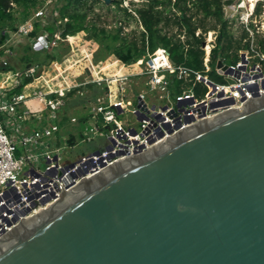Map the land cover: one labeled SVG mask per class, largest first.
Wrapping results in <instances>:
<instances>
[{"label":"water","instance_id":"obj_1","mask_svg":"<svg viewBox=\"0 0 264 264\" xmlns=\"http://www.w3.org/2000/svg\"><path fill=\"white\" fill-rule=\"evenodd\" d=\"M0 264H264V94L64 193Z\"/></svg>","mask_w":264,"mask_h":264},{"label":"built area","instance_id":"obj_2","mask_svg":"<svg viewBox=\"0 0 264 264\" xmlns=\"http://www.w3.org/2000/svg\"><path fill=\"white\" fill-rule=\"evenodd\" d=\"M253 12L254 9L240 16L241 23L250 33V46L240 50L236 62L222 60L230 71L219 73L215 64L214 70L221 81L209 74L216 31L208 32L205 46H202L205 51L203 71L177 65L169 51L159 47L134 63L143 66L139 73L105 79L110 87L113 82L125 84L132 75L142 76L149 90L162 94L165 101L150 102L139 94L136 98L138 105L129 110L132 101L120 96L113 98L110 91L106 97H98L87 113L89 119L83 122L79 138L92 148L73 159L64 158L59 143L62 141L63 147L76 145H69L68 139L58 134L60 111L69 87L53 90L36 87L25 94L12 92L9 86H0V239L44 212L64 193L71 192L83 181L98 176L115 163L145 154L168 138L225 110L241 109L248 96H262L264 52L255 44V33L259 31L248 27L253 22ZM33 30L34 24L27 21L15 34L29 36ZM199 33L197 31L196 35ZM2 63L8 64L5 60ZM34 74L35 67L25 72L26 76ZM173 75L183 81L179 93L171 90ZM101 81L95 79L93 82L101 85ZM197 82L204 87L200 92L195 89ZM29 98L40 101L43 108L36 111L21 108ZM126 112H131L135 118L131 124H124L118 118ZM1 116H4V122ZM45 116L48 123L43 124ZM30 121H36L34 127L27 126ZM9 128L11 134H8ZM98 138L100 143L95 142ZM17 143L23 149L18 157L15 156ZM41 162H45L44 167H40Z\"/></svg>","mask_w":264,"mask_h":264},{"label":"trees","instance_id":"obj_3","mask_svg":"<svg viewBox=\"0 0 264 264\" xmlns=\"http://www.w3.org/2000/svg\"><path fill=\"white\" fill-rule=\"evenodd\" d=\"M230 2L231 0H143L140 3L133 2L132 6H124V0H111L110 5L114 6L115 15H119L118 21L122 26L108 29L99 26L91 17V14L95 13V5H104L102 0H56L60 6L55 5L53 8L48 16L50 24L45 30L54 37L59 34L61 38L83 31L89 39L101 46L104 53L102 58L113 55L124 64L136 63L157 48L163 47L169 51L171 59L177 65L195 71L204 70L205 51L202 45L206 34L209 31H217L216 44L210 54L212 70L209 74L213 79L221 81V77L214 70L216 62L219 59L225 63L236 62L240 50L248 48L251 41L250 33L243 24L239 35L233 31L231 19L225 16L224 10L225 5ZM37 3L38 0H0V23L12 17L14 5L23 7L26 19ZM263 8L264 0H258L252 18L259 16ZM133 21L141 29L124 32L123 26L129 27ZM257 26L259 25H254L253 22L248 25L254 31ZM197 31H200L199 35H196ZM35 35V31L30 33V36ZM7 39L8 34H2L0 44ZM255 44L264 52V36L260 33H255ZM31 81V76L25 77L15 91L20 92L24 85ZM182 83V80L173 75L172 92L179 93ZM87 86L100 90V86L95 82ZM195 89L200 92L204 87L197 82ZM71 93L72 91L69 95ZM100 93L93 96L94 101ZM88 119L86 114L79 122L83 124ZM81 136L82 134L79 138ZM68 143L71 146L76 144L74 134H70Z\"/></svg>","mask_w":264,"mask_h":264},{"label":"rangeland","instance_id":"obj_4","mask_svg":"<svg viewBox=\"0 0 264 264\" xmlns=\"http://www.w3.org/2000/svg\"><path fill=\"white\" fill-rule=\"evenodd\" d=\"M143 0H124V6H132V3H140ZM103 2V1H102ZM258 0H231L225 5V16L231 19L233 31L239 35L242 32V23L240 16L247 14V12L255 7ZM103 6L95 5V13L91 17L97 21L99 26L106 28H114L122 26L118 20L119 15H115L114 6L103 2ZM254 4V5H253ZM60 3L56 0H38L37 6L31 11V15L25 19L23 7L14 5L12 17L5 19L0 23V39L3 32L8 34V39L4 41V51L10 49L12 54L7 52L6 57L3 59L7 61L8 67L11 66L14 70H22L28 67H35L36 74L34 76L40 77V86L47 82L52 89L62 86H68L66 96L64 97V105L60 111V131L58 134L62 138L69 139L70 134L76 136L75 147H63L62 141L59 146L62 147L61 153L65 159H73L75 156L80 155L82 152H88L92 147L90 144L79 140L83 127L79 122L90 110L94 101V95L100 93L99 97H106L110 93L112 97H122L132 101L129 110H132L138 105L137 95L142 94L147 101L150 102H164V96L158 92L150 91L146 86L144 79L139 75H132L125 84L121 85L120 82L111 83L110 87L107 86L105 79L114 78L120 75H130L139 73L143 66L133 64H124L115 56H105L101 51V46L92 39H89L85 32H79L74 36H67L66 38L54 37L46 30V26L50 24L48 16L51 14L53 8ZM40 11L42 13H40ZM256 31L264 36V8L259 16L252 18ZM31 21L34 24L35 36H23L15 34V32L25 24ZM131 26H123L124 32H129L141 27L133 21ZM212 32V31H211ZM217 33V31H216ZM15 34V35H13ZM138 34V33H137ZM47 36V39H45ZM207 33L205 38L207 39ZM50 38V39H49ZM2 55L0 54V60ZM137 63V62H136ZM95 79H100V90L88 87L87 84L92 83ZM34 81V80H33ZM47 85V84H46ZM107 88V89H105ZM44 89V88H42ZM72 93L69 95V92ZM100 91V92H99ZM26 103V102H25ZM24 103V105H25ZM29 108L28 106H25ZM46 116L48 111L45 112ZM44 117L43 124L48 123L47 117ZM75 118V121H72ZM124 124H131L135 119L131 112H126L118 116ZM4 122V116H1ZM11 129H8V134H11ZM105 132L107 130L104 129ZM78 138V139H77ZM79 140V142H78ZM100 139H95V142L100 143ZM17 150L15 156L18 157L23 153L22 147L17 143ZM40 167L45 166V162L39 164Z\"/></svg>","mask_w":264,"mask_h":264},{"label":"crops","instance_id":"obj_5","mask_svg":"<svg viewBox=\"0 0 264 264\" xmlns=\"http://www.w3.org/2000/svg\"><path fill=\"white\" fill-rule=\"evenodd\" d=\"M1 46L4 47V43L1 44ZM2 47V48H3ZM2 48H0V54L2 55V58L0 60V86H9L10 88H12V92H15V93H25V94H29L31 92L32 89L36 88V87H39V88H44L45 90H53L52 87L47 83L45 82L43 84V87L40 86V77L38 76H34V75H30L32 77V81L30 83H27L24 85L23 89L20 91V92H16L15 89L17 88V86H19L21 84V82L24 80L25 77H27L25 75V72L31 68V67H28V68H24L22 70H14L13 68H11V66H9L8 68V64L5 66L3 65L2 63V60L6 57V53L9 52L12 54V51L10 49V46H9V49L5 50L4 51L2 50ZM34 80V81H33ZM17 82H19L18 85H15ZM47 84V85H46ZM25 106H28L30 110L32 111H36V110H40L43 108V104L38 101L37 99H33V98H29L26 100V103L25 105L23 104L21 106V108H27ZM36 124V121L34 122H27V126L29 127H34V125Z\"/></svg>","mask_w":264,"mask_h":264},{"label":"bare ground","instance_id":"obj_6","mask_svg":"<svg viewBox=\"0 0 264 264\" xmlns=\"http://www.w3.org/2000/svg\"><path fill=\"white\" fill-rule=\"evenodd\" d=\"M253 5H254V4H253ZM207 37H208V36H207ZM162 143H163V142H162ZM162 143H161V144H162ZM154 149H155V148H154ZM154 149H153V150H154Z\"/></svg>","mask_w":264,"mask_h":264}]
</instances>
